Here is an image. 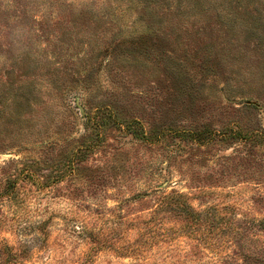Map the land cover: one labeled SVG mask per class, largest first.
Wrapping results in <instances>:
<instances>
[{"label": "rangeland", "instance_id": "1", "mask_svg": "<svg viewBox=\"0 0 264 264\" xmlns=\"http://www.w3.org/2000/svg\"><path fill=\"white\" fill-rule=\"evenodd\" d=\"M0 264H264V0H0Z\"/></svg>", "mask_w": 264, "mask_h": 264}, {"label": "trees", "instance_id": "2", "mask_svg": "<svg viewBox=\"0 0 264 264\" xmlns=\"http://www.w3.org/2000/svg\"><path fill=\"white\" fill-rule=\"evenodd\" d=\"M87 117H85V121H86ZM84 132H85V128H84Z\"/></svg>", "mask_w": 264, "mask_h": 264}]
</instances>
